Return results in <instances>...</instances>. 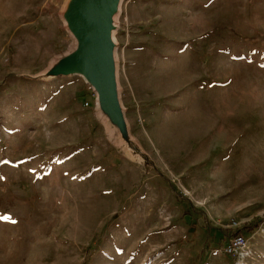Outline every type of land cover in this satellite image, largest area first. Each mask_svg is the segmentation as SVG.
Wrapping results in <instances>:
<instances>
[{"label": "rangeland", "instance_id": "374dc122", "mask_svg": "<svg viewBox=\"0 0 264 264\" xmlns=\"http://www.w3.org/2000/svg\"><path fill=\"white\" fill-rule=\"evenodd\" d=\"M69 1L0 0V264H264V0H121L129 151L82 77H44Z\"/></svg>", "mask_w": 264, "mask_h": 264}, {"label": "water", "instance_id": "95a60500", "mask_svg": "<svg viewBox=\"0 0 264 264\" xmlns=\"http://www.w3.org/2000/svg\"><path fill=\"white\" fill-rule=\"evenodd\" d=\"M121 0H70L64 13L74 49L58 60L46 78L80 76L95 94L96 110L107 126L118 131L119 142L132 150V140L119 98L114 16ZM108 127V128H109Z\"/></svg>", "mask_w": 264, "mask_h": 264}, {"label": "built area", "instance_id": "2783aa9c", "mask_svg": "<svg viewBox=\"0 0 264 264\" xmlns=\"http://www.w3.org/2000/svg\"><path fill=\"white\" fill-rule=\"evenodd\" d=\"M223 252L225 255L234 257L238 262H243L252 257V252L247 247V241L241 235L234 236L224 248Z\"/></svg>", "mask_w": 264, "mask_h": 264}, {"label": "trees", "instance_id": "16d2710c", "mask_svg": "<svg viewBox=\"0 0 264 264\" xmlns=\"http://www.w3.org/2000/svg\"><path fill=\"white\" fill-rule=\"evenodd\" d=\"M248 228V232H247V234H249L250 236L252 235V229H249L250 227H247Z\"/></svg>", "mask_w": 264, "mask_h": 264}, {"label": "bare ground", "instance_id": "6f19581e", "mask_svg": "<svg viewBox=\"0 0 264 264\" xmlns=\"http://www.w3.org/2000/svg\"><path fill=\"white\" fill-rule=\"evenodd\" d=\"M113 40H114V38H113ZM96 210V209H95Z\"/></svg>", "mask_w": 264, "mask_h": 264}]
</instances>
